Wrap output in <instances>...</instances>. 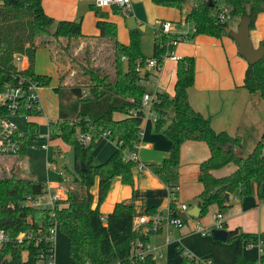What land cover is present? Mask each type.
<instances>
[{
	"label": "trees",
	"instance_id": "1",
	"mask_svg": "<svg viewBox=\"0 0 264 264\" xmlns=\"http://www.w3.org/2000/svg\"><path fill=\"white\" fill-rule=\"evenodd\" d=\"M170 7L182 8L187 0H152ZM231 15L251 18L250 28L256 15L264 11V0H227ZM224 6V0H194L185 19L193 22L192 35L209 34L220 37L227 34L226 20H220L216 11ZM116 8L117 6H111ZM96 16L97 34H85L81 21L55 19L45 12L41 0H0V75L5 80L19 76L29 77L41 86L49 84L50 77L36 73L34 56L39 47H46L49 57L56 67L58 83L53 88L57 98V118L48 122V139H60L73 151V172L83 182L85 189L77 194L68 190L54 209H40L23 205L28 196L41 191L38 180L22 178L13 171L0 176V229L9 235V240L0 244V264H35L38 248L31 242H18L20 232L36 230L39 223L45 225L53 217L58 231L68 238V253L72 264H156L150 254L140 258L131 253L135 240H147L141 225L134 223L135 215L130 205L116 203L105 217L98 210L104 199L110 181L119 176L131 185L132 168L136 162L125 159V154L134 150L139 143V130L145 118L142 97L146 93L143 82L152 73L158 72L162 58L173 49L171 40L177 33H164L159 27L154 30L153 53L144 55L140 33L132 27L128 42L117 37L116 22L108 17V11L90 2ZM118 10V9H117ZM189 36H191L189 34ZM106 41L111 48L108 63L96 62L89 40ZM88 40V41H85ZM84 41V43H82ZM82 44L80 53L74 50ZM15 51L27 54L28 66L17 70L12 59ZM154 58L160 67L155 71L147 69V60ZM138 67H143L141 74ZM195 59L185 55L177 59L174 94L156 92L152 109L157 115L155 126L164 131L171 142L170 155L156 171H169L180 163V149L186 141L206 142L209 155L199 164L197 179L202 184L196 196L200 214L211 205L219 210L230 207L225 194L235 193L246 197L256 191L258 199L264 200V130L253 150L245 159L241 138L226 131L214 130L209 122L196 111L188 100V89L194 83ZM69 78L71 83H67ZM243 86L249 92H258L264 100V57L247 63ZM23 113L35 117L40 112L33 107L23 108ZM38 124L34 120L26 122V137L37 138ZM109 133L115 142L114 152L103 162L94 163L92 151L102 140L101 134ZM79 133L90 134L91 140L84 145ZM22 150L20 156L25 153ZM230 163L236 168L229 174L217 176L214 171ZM154 165V164H151ZM98 177L97 206L93 207V195L89 191ZM170 209L178 213L173 198ZM153 213V212H151ZM53 215V216H52ZM186 221V219H184ZM262 240V251L258 258L244 256L242 244L245 241ZM235 241L236 255L232 264H264V231L260 233L230 230L228 241ZM181 264H200L201 260L180 249Z\"/></svg>",
	"mask_w": 264,
	"mask_h": 264
},
{
	"label": "crops",
	"instance_id": "2",
	"mask_svg": "<svg viewBox=\"0 0 264 264\" xmlns=\"http://www.w3.org/2000/svg\"><path fill=\"white\" fill-rule=\"evenodd\" d=\"M41 3L45 12L55 19L75 20L79 18L82 32L85 30L83 28L85 17L93 16L95 29L88 30L93 33H83H98V28L95 25L96 16L90 8L89 0H41ZM103 9L107 10L108 17L116 22L117 37L123 42H128L129 30L132 28L127 24L129 11L132 12L136 21L133 27L140 33V43L142 37L145 36L144 31L154 37V30L159 26V20L162 19L172 21L171 32L177 33V22H181L182 15L186 14L182 8L157 4L152 0H131V4L125 9L121 7H103ZM149 25L150 29H148ZM237 28L238 23L231 29L236 30ZM187 33L192 38L190 45L186 43L183 47H173L172 54L176 57L189 55L195 59L194 83L188 89V100L191 106L202 114L214 130L238 135L241 138V143H244L242 152L249 154L264 130V100L258 92H249L243 86L246 60L238 54L236 41L227 34L215 37L209 34L192 35L193 32ZM249 33L255 46L264 44V11L256 15L254 25L250 28ZM176 67V59L165 58L159 71L149 75L143 82L146 93L154 95L156 92H164L172 96L176 82ZM149 110L150 105H146L144 107L145 118L142 123L143 134L138 146L134 148L137 162L132 168L133 183L126 184L119 176L111 179L104 199L98 204V210L103 217L113 210L116 203L120 202L130 205L135 217L155 211L166 213L172 200L170 195L172 188H174L175 198L173 200L176 209H179V205L182 203L188 206V210L193 206H198L196 196L201 192L202 184L198 181L197 174L200 162L209 155L206 142H184L180 149L178 167L169 171L157 172L156 166L170 155L171 142L164 131L156 129L155 117L149 113ZM115 148V142L102 139L92 151L94 163L105 161ZM235 168L236 165L230 163L214 171V174L217 176L227 175ZM89 191L93 195L92 206L95 207L98 195L97 176ZM228 195L229 208L219 210L216 205L210 206L215 207L216 212L223 211L224 228L227 230L238 228L241 232L251 233L264 231V200L258 199L256 191L254 190L251 195L242 198L235 193ZM171 231L170 225L163 223L158 232L148 235L147 241L150 236L155 235L157 245L166 242V236L171 242L169 236ZM179 232L182 241L191 235L188 230ZM200 239L207 242L206 238ZM181 240L176 243L180 244ZM231 242L234 244V253L227 260L229 263L233 258L235 259L236 255L235 241ZM243 245L244 243L242 248ZM155 247L156 253L160 248ZM190 249L194 251L193 248ZM210 264L215 263L211 262Z\"/></svg>",
	"mask_w": 264,
	"mask_h": 264
},
{
	"label": "rangeland",
	"instance_id": "3",
	"mask_svg": "<svg viewBox=\"0 0 264 264\" xmlns=\"http://www.w3.org/2000/svg\"><path fill=\"white\" fill-rule=\"evenodd\" d=\"M187 1L188 4H185L182 7L185 13L190 10V5L192 2H194V0ZM223 7L229 11L230 5L227 0H224ZM225 20L228 27L234 28L236 24L239 23L240 17L229 14ZM83 28L85 29L83 32L93 33L92 31H88L95 29L93 16L85 17ZM176 28L177 33H192L193 22L191 20H186L185 16L182 15V21L177 22ZM148 29H150V25ZM144 33L145 36L141 39V48L144 55L151 57L153 36L146 34L147 32L145 31ZM89 41L94 44L93 56L95 57L96 62L100 60L104 62L107 58L105 62L108 63L111 56V48L109 43L106 41L97 42L95 39H90ZM191 41L192 38L188 37L179 41V43H177V45L174 47H183L186 43L190 45ZM82 43H84V41ZM81 50L82 44L75 48L74 53L78 54ZM34 70L36 73L46 74L50 77L49 84L43 86L39 91L38 103L41 112L39 116L35 117H18L15 119V122L21 129L25 128L26 121L34 120L37 122V135L40 139L29 140L25 153L22 156H9L0 158V176L10 175L13 171L16 173V175L22 178L48 182L52 185L62 184L66 187L69 186L68 188H70L71 192H77V194H79L85 189V186L77 174L72 171L74 165L72 148L60 139H48V122L55 121L57 118V98L53 88L57 85L58 79L56 67L50 59L46 47H39L36 50L34 56ZM66 82L69 84L71 83V80L67 78ZM107 140L108 142L111 141L110 139ZM33 145H37L39 147L31 148ZM40 145H46L47 148H42ZM59 159L62 160L61 164H59ZM60 173L63 174L65 179H67L66 181L63 180L62 176H60ZM214 208L209 207L208 210L199 217L187 215L186 221H184L180 227L170 225L172 231L170 233L168 232L169 236L171 237V242L169 243L163 242L161 245H157L155 242L156 236H150L148 241L149 245L152 247L158 246L160 248V250L156 251V254H161V257H157L155 259V263L181 264V252L177 247H175V243L182 239L179 231L183 232L184 230H188V232H191V235L188 238L186 237L187 239H184V241L181 240L179 244L181 250L189 252L190 255H194L193 257L199 260L208 259L210 262L215 264H232L234 258L230 263L227 262V260H229L234 253V244L231 241L215 242L208 232V230L213 228L211 227L213 224L211 218L212 214L216 212ZM221 215H223V211H221ZM196 221H199L200 227L205 228L204 235L198 232V229L195 226ZM200 238H206L207 242L202 241ZM190 248H193L195 252ZM242 251L244 256L251 258H257L259 254L256 249H247L245 244L243 245ZM55 264H72L68 253V238L60 231L56 232L55 238Z\"/></svg>",
	"mask_w": 264,
	"mask_h": 264
},
{
	"label": "built area",
	"instance_id": "4",
	"mask_svg": "<svg viewBox=\"0 0 264 264\" xmlns=\"http://www.w3.org/2000/svg\"><path fill=\"white\" fill-rule=\"evenodd\" d=\"M91 3L98 7H111L118 6L123 9L128 7L131 4V0H89ZM230 14V12L222 7L219 11H216V15L220 20H225V18ZM172 21L169 19L159 20V28L164 33H172ZM189 37V33H179L177 38H173L171 40L172 45L177 44L180 40L186 39ZM174 58L179 59L180 57H176L172 54V50H170V54L168 56H164L162 60L165 58ZM13 65L16 66L17 70H23L28 66V57L27 54L21 53V51H15L12 59ZM20 64V66H19ZM145 67L147 69H154L155 71L160 67V64L154 59L150 58L147 60ZM137 71L141 74L144 71L143 67H138ZM42 86L35 80L19 76L18 78H14L12 80H5L0 75V158L9 157V156H20L22 150L27 148L28 141L37 138H27L26 137V123L25 128L21 129L15 122V119L21 116H28L23 113V108L25 107H33L41 112L39 106V91ZM155 95L150 93H145L142 97V105L143 108L146 105H150L149 113L153 114L155 117V122L157 120V115L152 109V102ZM27 122V121H26ZM143 131L142 128L139 130L138 135L142 137ZM102 139H110L108 132H103L101 134ZM79 139L82 144L86 145L90 142L91 136L87 133H79ZM111 140V139H110ZM112 141V140H111ZM114 142V141H113ZM138 144L135 145L136 148ZM39 147L37 145L31 146V148ZM42 148H47L46 145H40ZM125 159L129 161L137 162L136 152L133 150L131 152H127L125 154ZM63 180L66 181L63 177V174L60 173ZM69 186L60 185H52L48 182L42 183V188L39 193L34 196H28L23 201V205L40 208V209H48L53 210L56 203L64 198L68 190ZM172 188V192H173ZM178 213H174L170 208L166 213L161 212H153L146 213L134 218V223L136 225H141L142 231L144 235H149L151 233H156L160 229V226L165 223L166 225H174L180 227L184 222L182 217V213L187 212L188 206L185 203L179 205ZM189 215V214H187ZM53 216V215H52ZM212 226L213 228H224V220L221 215V211H218L212 215ZM198 232L201 234H205V228L200 227L199 221L195 223ZM58 231V225L56 220L51 217V220L48 221L45 225L42 226V223H39L38 228L36 230H30L29 232H20L16 239L18 242H31L35 247L38 248L37 259L35 264H55V238L56 232ZM210 233V230H208ZM9 240V235L4 231V229H0V244L5 243ZM169 237L166 236V242H169ZM247 249H256L260 254L262 251V240L257 239L256 241H245ZM156 247H152L149 245L147 240H135L132 244L131 253L143 258L145 255L150 254L153 259L157 257H161V254L155 253ZM188 253V252H186ZM189 254V253H188ZM258 254V256H259ZM258 258V257H257ZM211 262L208 259L201 260L200 264H210ZM258 264H260L258 262Z\"/></svg>",
	"mask_w": 264,
	"mask_h": 264
},
{
	"label": "water",
	"instance_id": "5",
	"mask_svg": "<svg viewBox=\"0 0 264 264\" xmlns=\"http://www.w3.org/2000/svg\"><path fill=\"white\" fill-rule=\"evenodd\" d=\"M76 22H80V19H75ZM250 22L251 18L247 14H243L240 17V21L238 23V28L236 30L231 29L228 26H225V31L227 35L232 37L237 45H238V54L242 56L247 63L253 64L264 57V44H259L257 46L254 45L251 37H250ZM127 24L129 27H133L136 24L134 16L132 12H128L127 15ZM142 27V25H140ZM240 158L245 159L247 154L241 153L239 155ZM59 164L62 163V160H58ZM262 189H264V185H262ZM226 200H228V193L225 194ZM187 214L192 217H198L200 214V208L198 206H193L191 209L187 210V212L182 213V217L186 218ZM210 235L215 241H227L230 236V230L225 228H212L210 230Z\"/></svg>",
	"mask_w": 264,
	"mask_h": 264
}]
</instances>
